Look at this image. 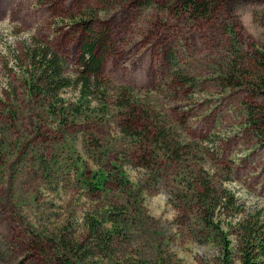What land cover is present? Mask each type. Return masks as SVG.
<instances>
[{
    "label": "rangeland",
    "instance_id": "obj_1",
    "mask_svg": "<svg viewBox=\"0 0 264 264\" xmlns=\"http://www.w3.org/2000/svg\"><path fill=\"white\" fill-rule=\"evenodd\" d=\"M124 1L0 0V264H52L51 240L61 238L88 249L81 264H239L244 229L264 237V127L245 112L264 100L253 99L258 88L240 72L253 53L264 54V0H221L203 22L166 10L165 0ZM93 15L113 41L107 87L128 88L155 108L149 119L173 132L178 163L142 168L149 158L130 146L111 112L98 127L86 112L75 127L58 129L29 104L27 47L49 45L74 78L80 27ZM228 63L236 86L219 80ZM184 78L194 85L179 83ZM62 97L74 101L77 91ZM188 161L191 177L226 191L227 208L212 220L221 223L216 239L200 232L191 190L185 195ZM102 176L103 190L93 189ZM109 231L111 243L98 240Z\"/></svg>",
    "mask_w": 264,
    "mask_h": 264
},
{
    "label": "trees",
    "instance_id": "obj_2",
    "mask_svg": "<svg viewBox=\"0 0 264 264\" xmlns=\"http://www.w3.org/2000/svg\"><path fill=\"white\" fill-rule=\"evenodd\" d=\"M106 1L110 2L111 0ZM153 1L125 0L124 2H130L131 5L141 7L152 4ZM165 1L164 8L166 10L174 9L176 14L193 22L209 20L221 3V0ZM92 18L80 27L81 39L78 42L76 61L78 70L74 78L66 73L64 63L53 51L48 49L49 45L45 44L46 48L42 45L35 48L31 45L27 47L29 71L25 82V96L29 104L42 110L48 119L54 121L58 129L75 127L77 122L88 118L87 113L93 116L91 124L98 127V125H102V120L108 118L109 112H111L118 123L120 133L132 143L130 146H133L137 152L146 154L149 158L150 162L142 161V168L152 170L151 168L158 163L169 166L178 163L181 154L179 153V144L172 138L171 133L173 132L165 125L162 127L154 125V121L149 119L151 114H156L155 108L151 107L150 104L139 103L128 88L110 90L107 87L104 79V66L113 51L111 31L104 24L99 26L95 20V15ZM240 67L241 73L249 74L250 79L246 82L247 85H254L258 88V90L254 88L258 94L253 99L259 100L261 98L264 100V91H259L264 90V54L253 53L252 58L243 62ZM235 69L236 65L232 63L226 64L221 69L222 73L227 75L226 77H219L223 86H236L233 85L236 84L235 80L229 77L235 74ZM179 83L194 85L193 80L189 78L181 79ZM70 87L77 91V97L74 101L68 102L62 97V92ZM245 112L249 124L258 129L264 127V104L248 105ZM151 116L153 119L156 117ZM191 164V161H188L186 166L181 167L183 177H191V173L188 171L190 169L194 172ZM195 171L201 172L197 169ZM119 178H123V176L120 175ZM191 178H193V183L189 186L188 184L191 183L186 185L188 187L185 195L191 190L188 199L191 206L196 210L197 218L203 230L200 232H212L214 239H216L221 223L220 221L214 223L212 220L216 213L222 214L223 209L228 205V199L223 196L226 191H217L206 179L198 181L195 177ZM207 178L209 177L207 176ZM97 182L99 187L93 189L102 191L107 182V176L98 178ZM126 182L124 184L119 183L120 187L125 188ZM96 228L92 226V235L95 234ZM244 232L245 234L240 241L243 248L240 251L239 264H261L260 258L264 257V237L260 239L258 232L253 231V229L251 231L244 229ZM114 235V231L105 232L98 237V240L104 244H109ZM220 241L225 243L223 250L226 252L225 236L222 235ZM51 242L52 264H81L90 256L88 249L84 247L81 241L61 238L51 240Z\"/></svg>",
    "mask_w": 264,
    "mask_h": 264
}]
</instances>
